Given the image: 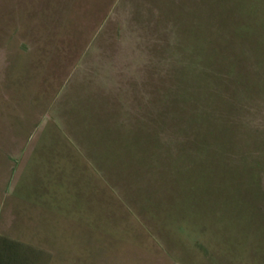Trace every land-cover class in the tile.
Instances as JSON below:
<instances>
[{
  "label": "rangeland",
  "instance_id": "obj_1",
  "mask_svg": "<svg viewBox=\"0 0 264 264\" xmlns=\"http://www.w3.org/2000/svg\"><path fill=\"white\" fill-rule=\"evenodd\" d=\"M11 195L0 264H264V0H0Z\"/></svg>",
  "mask_w": 264,
  "mask_h": 264
},
{
  "label": "crops",
  "instance_id": "obj_2",
  "mask_svg": "<svg viewBox=\"0 0 264 264\" xmlns=\"http://www.w3.org/2000/svg\"><path fill=\"white\" fill-rule=\"evenodd\" d=\"M18 198H20V197L15 196V198H14V195H11V200L16 199V201H17L16 206H14V204L12 202H10L9 206L4 208L5 212L3 213V215L0 214V230L5 231L2 233L0 231V238L2 240H8L11 243H15V244H24V243L29 244L30 239L24 238L25 234H24L23 229H22V228H24V226H20V225L21 224L26 225L25 223L32 221V219L29 216L30 214L32 217H33V215L36 216L35 218L39 217L41 215L42 210L38 209L39 206L37 204L26 203V201H24V200H21L22 202H19ZM21 199H23V198H21ZM33 200L35 201V199H33ZM24 216H26V217L24 218ZM14 227L16 228V232L14 231ZM8 232L10 234H8ZM13 235H15V236H13ZM37 241H33L31 239L30 244L40 245L39 241L38 242Z\"/></svg>",
  "mask_w": 264,
  "mask_h": 264
}]
</instances>
